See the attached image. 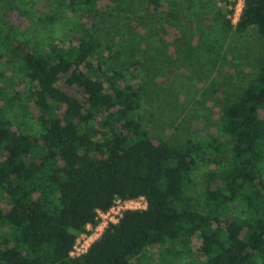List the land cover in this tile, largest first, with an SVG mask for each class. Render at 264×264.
Listing matches in <instances>:
<instances>
[{"label": "trees", "instance_id": "1", "mask_svg": "<svg viewBox=\"0 0 264 264\" xmlns=\"http://www.w3.org/2000/svg\"><path fill=\"white\" fill-rule=\"evenodd\" d=\"M249 25L264 35V0H242L233 28ZM5 37V59L31 84L41 132L14 131L0 113V264H147L150 249L176 239L180 264H264V62L221 110L229 161L209 177L197 207L185 193L189 169L197 158L219 163L217 138L153 143L134 115L138 86L97 63L90 41L37 50L14 34ZM0 100L13 99L0 89ZM138 196L144 208L125 210L84 253L69 255L96 209ZM234 201L245 215L228 218Z\"/></svg>", "mask_w": 264, "mask_h": 264}, {"label": "rangeland", "instance_id": "2", "mask_svg": "<svg viewBox=\"0 0 264 264\" xmlns=\"http://www.w3.org/2000/svg\"><path fill=\"white\" fill-rule=\"evenodd\" d=\"M241 6L242 0H0V89L13 99L0 100V113L14 131L41 132L31 84L16 62L5 59L6 35L37 50L49 42L90 41L97 63L118 69L138 86L134 115L153 143L178 146L211 137L221 143L217 165L197 158L189 169L185 193L200 207L209 177L229 161L230 140L219 130L221 110L239 98L264 62V35L253 25L233 28ZM226 214L245 215V207L234 201ZM180 249L176 239L150 249L144 261L180 264Z\"/></svg>", "mask_w": 264, "mask_h": 264}, {"label": "built area", "instance_id": "3", "mask_svg": "<svg viewBox=\"0 0 264 264\" xmlns=\"http://www.w3.org/2000/svg\"><path fill=\"white\" fill-rule=\"evenodd\" d=\"M145 199L142 196L135 198H119L113 199L110 206L105 210L96 209L95 222L86 223L85 231L79 233L74 238L71 249L69 250L70 256H77L84 253L89 244L96 239L109 224L116 222L127 209L144 208Z\"/></svg>", "mask_w": 264, "mask_h": 264}]
</instances>
